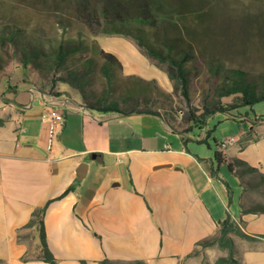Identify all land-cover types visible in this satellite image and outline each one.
<instances>
[{
    "label": "crops",
    "instance_id": "crops-1",
    "mask_svg": "<svg viewBox=\"0 0 264 264\" xmlns=\"http://www.w3.org/2000/svg\"><path fill=\"white\" fill-rule=\"evenodd\" d=\"M121 65L124 75L153 79L161 90L171 93L170 81L157 66L155 79ZM30 90L35 105L9 102L8 112L0 105V264L34 262L31 257L28 262L21 260L28 243L19 241L17 233L29 230L22 226L35 208L70 186L64 196L50 202L44 214L47 244L56 264H99L103 259L146 264L201 260L187 255L197 241L216 233L227 212L235 221L242 219V232L264 235L246 227L250 218L263 223L264 213L240 214L241 190L238 210L232 215L222 198L226 193L231 200L233 193L219 174L221 165L212 175L214 164L207 157V174L201 170L198 155L189 150L188 141L207 143L205 125L194 134L196 127L162 106L155 107L158 114L101 112L85 107L70 94ZM45 110L61 112L62 125L42 121ZM148 122L154 127L146 131ZM169 134L181 144L167 143ZM238 145L240 149L245 146L243 142ZM215 150L226 161L235 158L227 146L217 145ZM251 166L264 173V161ZM77 170L83 173L81 179ZM231 237L235 264H264V237ZM203 251L207 253L208 248Z\"/></svg>",
    "mask_w": 264,
    "mask_h": 264
},
{
    "label": "trees",
    "instance_id": "trees-1",
    "mask_svg": "<svg viewBox=\"0 0 264 264\" xmlns=\"http://www.w3.org/2000/svg\"><path fill=\"white\" fill-rule=\"evenodd\" d=\"M204 11L193 7L189 0H100L95 5L91 0H78L75 3V14L86 26L103 24V31L122 34L131 38L142 52L166 74L171 83L172 91H176L183 99L185 108L175 110L172 106L170 93L161 90L155 80H145L136 75H124L120 61L111 52L98 45L84 46L82 42L64 43L57 41L45 49L39 46L34 50L24 51L20 66L26 68L39 67V60L47 57L52 71V84L62 82L77 90L82 104L90 109L101 112H116L119 114L152 113L158 114L155 105L159 104L181 117L191 127L200 128L206 124L208 116L215 112H224L240 105H252L264 100V70L249 73L239 68L228 67L222 62L207 61L210 77L220 79L215 86V99L207 101V94L197 103H193L190 93V67L196 26L204 19ZM0 44L7 53L18 47V40L13 34L1 33ZM13 47V48H12ZM97 55L99 61L94 57ZM49 58V60H48ZM5 60H0V71L4 70ZM98 63V65H97ZM99 73L102 86L99 92L90 85L92 79ZM44 93V92H43ZM256 120H261L256 118ZM185 142V139L183 140ZM215 145L220 146L214 139ZM211 162L217 164L211 174L218 172L220 165L234 173L241 185L242 201L240 214L264 213V202L245 205L243 198L251 187L254 190L264 188V173L257 167L249 165L240 158L226 161L222 154L213 152ZM247 176H256L255 181H246ZM72 187H68L61 195L48 200L42 206L32 211L31 217L22 228L30 230V238L34 248L29 247L21 256L23 262H28L32 252L34 262L27 264H56V260L47 244L44 228V214L51 201L61 198ZM242 219L235 221L227 212L220 222L219 228L212 236L196 242V248L187 256L195 255L200 249L216 246L227 251L226 257H218L217 264L236 263L234 259L235 245L232 234L251 239L264 237L242 232ZM19 241H24V235L17 233ZM99 264H114L109 259L99 261ZM125 264H146L142 260L129 261Z\"/></svg>",
    "mask_w": 264,
    "mask_h": 264
},
{
    "label": "rangeland",
    "instance_id": "rangeland-1",
    "mask_svg": "<svg viewBox=\"0 0 264 264\" xmlns=\"http://www.w3.org/2000/svg\"><path fill=\"white\" fill-rule=\"evenodd\" d=\"M78 0H0V34H13L18 40V47L7 53L0 44V60H5L4 70L0 71V105L8 112L9 102H30L32 89H38L48 94L66 93L72 98L82 100L76 89L62 82L52 84V71L47 57L39 60V67H19L24 51L34 50L39 46L49 49L57 41L64 43L82 42L84 46H94L107 49L121 62L127 64L133 71L147 78H157L159 70L156 65L142 52L137 45L127 37L117 33L104 32L103 24L86 26L79 21L75 14V3ZM99 5L100 0H91ZM177 3V0H171ZM193 7L203 10L204 19L200 26L194 25L195 42L194 56L188 63L190 73V93L193 103L205 97L207 101L215 99V86L220 79L210 77L207 61L222 62L228 67L239 68L249 73L264 70V0H189ZM95 59L99 61L97 55ZM49 60V58H48ZM98 65V63H97ZM158 67V66H157ZM159 68V67H158ZM97 74V71H96ZM165 76V74H163ZM99 73L92 79L90 87L99 92L102 84ZM67 89L65 90L60 89ZM172 106L175 110L185 108L180 94L171 91ZM161 106L156 104L155 107ZM127 118V117H125ZM260 118L261 120H256ZM115 125V122H113ZM146 131L154 127L152 123L144 124ZM203 132H208L205 141H188L191 152L198 155L201 170L209 172V161L213 159L215 150L214 138L221 142L227 137H234V141L226 144L229 154L241 158L251 165L264 161V100L252 105H240L224 112H215L207 117ZM192 133H199L198 128ZM192 133L189 136L192 137ZM167 143L176 146L181 144L179 138L173 135ZM162 141V140H161ZM238 142L245 144L240 149ZM209 146V147H208ZM223 148L224 146H220ZM217 164L214 163V168ZM220 176L228 183L233 196L229 200L226 193L222 194L224 206L235 215L238 210V196L241 186L237 176L230 173L225 165L220 166ZM256 176H247V182H254ZM222 185L220 181H217ZM245 205L264 202V188L254 190L251 187L243 198ZM264 223V222H263ZM260 220L250 218L246 226L248 230L264 232V224ZM25 241L30 249L34 248L30 238V231H26ZM200 249L194 256H200L184 262V264H217L218 257H226L227 251L216 246L209 247L208 252ZM31 258L35 257L32 252ZM125 264V263H114ZM234 264V263H226Z\"/></svg>",
    "mask_w": 264,
    "mask_h": 264
},
{
    "label": "built area",
    "instance_id": "built-area-1",
    "mask_svg": "<svg viewBox=\"0 0 264 264\" xmlns=\"http://www.w3.org/2000/svg\"><path fill=\"white\" fill-rule=\"evenodd\" d=\"M42 121L46 122H56L60 125H62L64 118H63V114L61 112H57L55 110H45L42 113ZM234 141V137H227L224 140H222L221 142H219L220 146H225L226 144L230 143Z\"/></svg>",
    "mask_w": 264,
    "mask_h": 264
},
{
    "label": "water",
    "instance_id": "water-1",
    "mask_svg": "<svg viewBox=\"0 0 264 264\" xmlns=\"http://www.w3.org/2000/svg\"><path fill=\"white\" fill-rule=\"evenodd\" d=\"M83 165H84V164H81V165H80V169L83 167ZM76 174H77V179H81L82 176H83V173H81V172L78 171V170L76 171Z\"/></svg>",
    "mask_w": 264,
    "mask_h": 264
}]
</instances>
